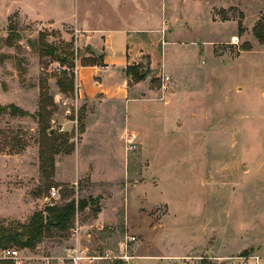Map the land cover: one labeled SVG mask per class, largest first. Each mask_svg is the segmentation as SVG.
Segmentation results:
<instances>
[{
    "label": "rangeland",
    "instance_id": "1",
    "mask_svg": "<svg viewBox=\"0 0 264 264\" xmlns=\"http://www.w3.org/2000/svg\"><path fill=\"white\" fill-rule=\"evenodd\" d=\"M79 8L91 29L103 19L109 28L154 33L158 60L152 68L149 55L141 57L149 72L129 84L140 98L131 115L76 98V58L97 60L85 27L69 21ZM60 10L68 21L41 17ZM260 21L264 32V0H0V105L28 113L0 110V226L20 227L47 206L76 203L66 230L53 227L34 247L8 248L22 250L24 264H70L71 227L79 222L80 244L91 254H123L127 234L137 236L128 246L134 254L153 222L194 231L200 247L167 264L195 255L221 257L204 264H242L234 258L243 255L264 264ZM72 74L74 92H62L59 79ZM110 105L107 121L87 132L89 116ZM44 133L59 137L54 170L51 154L41 155ZM3 250L0 264H14Z\"/></svg>",
    "mask_w": 264,
    "mask_h": 264
},
{
    "label": "crops",
    "instance_id": "2",
    "mask_svg": "<svg viewBox=\"0 0 264 264\" xmlns=\"http://www.w3.org/2000/svg\"><path fill=\"white\" fill-rule=\"evenodd\" d=\"M41 17L44 20H56L55 24L68 21L67 13L62 10L58 11L56 16L44 12ZM69 21L75 22L77 28L85 27L81 29L86 33L83 36H86L85 40L93 47L92 52L88 54L97 55V60L76 58L74 71L77 100L96 101L99 106L112 104L118 106L115 108L116 114L122 116L128 112L131 115L133 103H140V98L131 94L129 84L133 78L127 74V67L140 64L142 55L146 54L149 55L150 65L154 68L158 60L154 48V33L129 28H109L103 19L97 22L99 28L91 29V19L80 8L75 20ZM112 105L101 114L89 116L87 132L91 127L96 128V125L107 121V117L112 114L109 111H113ZM149 223V232L146 234L148 238L142 243L135 244L134 254H129V260L121 261L120 264H167L169 259L193 254L200 248L193 239L194 231L188 228L176 230L174 227L167 228L165 224L163 229H159L158 223ZM165 240L169 241V249L163 251Z\"/></svg>",
    "mask_w": 264,
    "mask_h": 264
},
{
    "label": "trees",
    "instance_id": "3",
    "mask_svg": "<svg viewBox=\"0 0 264 264\" xmlns=\"http://www.w3.org/2000/svg\"><path fill=\"white\" fill-rule=\"evenodd\" d=\"M255 34L259 39L264 40L262 21H260L255 27ZM48 54L56 56L55 49L50 47ZM60 60L63 63L66 61L65 58H60ZM148 70L149 69L143 70V66L141 64L129 65L127 67V74L133 78V81L138 82L146 77L147 73L149 72ZM58 83L62 92H74V74H72L71 78L64 76V78L59 79ZM44 92L45 91L41 93L40 102L42 107H44L47 98ZM0 110H11L12 113L28 115L26 111L14 104L0 105ZM48 127L49 126H47V128ZM58 139L59 137H57L55 134L50 135L48 133H44L43 135V148L41 150V155L44 158L46 151L51 154L48 158H45L46 161L51 163L52 170H54L53 155L60 152L61 150L57 145ZM87 204L88 201L82 199L79 202L80 209H84ZM75 211L76 203L74 200H72L61 206H47L44 211L35 212L30 221L20 227L5 225L0 226V250L14 245L20 247H34L42 238V236L53 227L66 230L75 214ZM8 262L11 261L8 260Z\"/></svg>",
    "mask_w": 264,
    "mask_h": 264
},
{
    "label": "built area",
    "instance_id": "4",
    "mask_svg": "<svg viewBox=\"0 0 264 264\" xmlns=\"http://www.w3.org/2000/svg\"><path fill=\"white\" fill-rule=\"evenodd\" d=\"M59 193V188L56 186H52L50 189V194L52 197L57 196ZM72 235L75 237V240L77 241L74 246L69 247L68 251V261L70 264H96L100 260H108L112 263L116 262L117 260L121 261H127L130 258V255L128 254V246L129 243L132 241L137 240L136 235H129L127 234L124 241V249L125 251L121 255H111L110 253L108 255H100V254H91L87 249H85L80 244V235H81V225L79 222H77L74 226L71 227ZM4 252V258L11 259L14 264H24V258L22 256V250L19 248H7L3 250ZM258 259L257 256H239L234 258L235 260H239V262H242V264H250L249 259ZM221 257H214V256H190L183 258L182 264H191L187 262L186 260H198L199 263L197 264H204V260H219ZM237 262V261H236Z\"/></svg>",
    "mask_w": 264,
    "mask_h": 264
},
{
    "label": "water",
    "instance_id": "5",
    "mask_svg": "<svg viewBox=\"0 0 264 264\" xmlns=\"http://www.w3.org/2000/svg\"><path fill=\"white\" fill-rule=\"evenodd\" d=\"M56 55H57L58 57H61V54H60V53H56Z\"/></svg>",
    "mask_w": 264,
    "mask_h": 264
}]
</instances>
